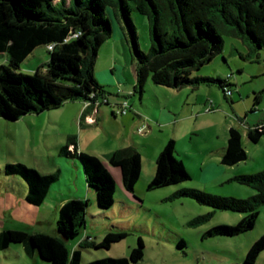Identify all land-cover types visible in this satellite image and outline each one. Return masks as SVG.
Segmentation results:
<instances>
[{
	"label": "trees",
	"instance_id": "obj_1",
	"mask_svg": "<svg viewBox=\"0 0 264 264\" xmlns=\"http://www.w3.org/2000/svg\"><path fill=\"white\" fill-rule=\"evenodd\" d=\"M113 7L124 31L122 37L135 57L136 84L140 93L148 78L154 84L173 89L217 84L225 95L230 83L226 78L194 75L203 64L222 51L224 27L242 37L252 51L264 49V0H0V54L8 62L0 64V117L18 120L27 113H40L57 108L69 100L105 96L95 77L94 65L100 45L112 34L105 13ZM147 16L150 46L143 51L138 43L132 11ZM54 43L48 49V60L34 74L20 71L22 62L40 45ZM44 68V70H42ZM258 102V96L255 98ZM85 109L83 112H88ZM264 135V121L247 127L246 136L257 143ZM64 158L79 163L86 185L95 194L98 209L114 203L115 181L105 162L93 154L78 150L76 135H69L58 149ZM247 158L241 132L230 126L220 162L231 166ZM107 162L119 169L123 188L134 193L141 175V154L132 145L119 147L107 155ZM156 168L147 190L179 184L190 179L183 162L176 155L175 140L169 138L155 160ZM8 175L21 176L28 185L26 200L40 205L59 171L48 174L22 162L7 163ZM255 192L247 198L218 196L203 190L182 187L171 198L190 197L215 209L232 210L244 215L235 224H217L205 236H234L253 228L259 207L264 204V169L233 177ZM86 199L65 201L56 220V233L6 229L0 232V250L21 243L28 256L38 255L48 264H134L144 253V242L138 237L127 256L99 257L83 262L81 251H68L66 242L78 236L85 227ZM196 217L192 223L202 220ZM126 233L107 231L99 242L87 241L95 248H109ZM180 239L178 247L184 245ZM81 246V245H80ZM264 250V232L250 245L243 264H254Z\"/></svg>",
	"mask_w": 264,
	"mask_h": 264
},
{
	"label": "rangeland",
	"instance_id": "obj_2",
	"mask_svg": "<svg viewBox=\"0 0 264 264\" xmlns=\"http://www.w3.org/2000/svg\"><path fill=\"white\" fill-rule=\"evenodd\" d=\"M105 13L111 22L112 34L98 49L94 74L108 92L106 96L110 98V103L102 104V118L99 116L96 125H87L81 120L83 126H79L78 108L83 105V101L79 99L69 100L57 108L40 113H27L18 120L0 117V232L18 229L50 234L56 228L52 213L43 205H34L26 200L27 183L19 175H8L5 172L7 163L22 162L37 168L43 174L55 172L58 168L55 160L68 165L58 156L56 146L64 144L71 134L76 135L77 144L80 143L86 150L92 145L97 151H102L103 147L98 143L105 138L130 145L127 132L134 130L133 135L137 137L135 142L141 144L140 149L144 153L149 149L150 141L164 138L166 143L167 136L174 133L180 150L183 151L191 144V137L202 139L218 123L225 122L226 126L233 123L240 127L247 158L232 166L224 165L228 173L225 183L203 184L194 178L180 184L147 190L149 181L146 183L145 177L140 175L137 181L140 183L138 193L135 190L134 193L126 191L122 184L118 190L115 184L114 203L110 208L98 209L89 204L87 206L85 220L86 228L91 232L90 237L83 239V229L78 236L68 240L66 245L69 252L72 247L79 248L82 261L87 262L99 257L127 256L140 237L144 242V253L142 259L134 264H243L248 248L264 232V204L259 207L256 222L250 230L234 236H205L204 232L209 228L217 224H235L244 214L215 209L190 197L171 198V195L181 188L179 185H190L186 187L236 198H247L255 192L253 188L237 182L233 177L264 169V135L259 142L253 143L247 139L243 125H239V120H246L245 118L251 124L264 121V49L252 51L247 41L223 27L220 30L223 38L222 51L193 71V74L228 79L231 94L224 95L217 84H202L195 88L187 86L180 91H192L195 100L183 101L184 94L180 97L164 95L160 90L169 93L172 90L154 84L148 78L140 95L137 91L133 92L136 84V60L122 38V24L113 7L107 6ZM131 17L136 27L139 46L147 51L150 46L149 20L146 15L134 10ZM48 57L46 45H40L22 62L20 71L34 74L41 64L47 62ZM7 62V56L0 54V64ZM124 92L133 94L123 98L120 95L126 94ZM256 96L258 102L255 103ZM121 99L132 102V108H139L141 114L152 123L154 133L146 141L141 140V134L136 132V127L131 129L122 120L126 113H131V105L128 104L129 110L124 114L116 111ZM111 108L115 109L114 117L111 115ZM151 111L160 113L165 120L175 119L179 122L176 125L160 124L151 118ZM146 123L149 124L148 121ZM146 123L145 129L149 132ZM59 177L61 183L57 188L67 191L68 184L74 186V175L70 168L61 169ZM198 216L203 219L192 223ZM107 231H122L126 235L112 243L109 248H95L84 244L85 241L89 244L99 242ZM180 239L185 243L182 247L177 246ZM0 264L48 262L38 255L28 256L23 244L12 243L8 248L0 250ZM254 264H264V250Z\"/></svg>",
	"mask_w": 264,
	"mask_h": 264
},
{
	"label": "crops",
	"instance_id": "obj_3",
	"mask_svg": "<svg viewBox=\"0 0 264 264\" xmlns=\"http://www.w3.org/2000/svg\"><path fill=\"white\" fill-rule=\"evenodd\" d=\"M3 55H6L7 59H8V55L6 53H3ZM167 88L172 90V91H170L171 93H169V91H163V90H160V92L164 95L165 94L166 95L172 94L174 96H179V97H180V95L184 94L183 95V101L195 100V96L192 95L193 94L192 91H186L185 93L184 92L182 93V91H180L181 89H173V88H169V87H167ZM135 91H137L140 95H142L143 91L140 93L137 89L133 88V92H135ZM124 93H126V92H124ZM130 94L132 95L133 93H130ZM130 94L126 93V94H123L120 96L125 98V96L127 97ZM117 96H119V95H117ZM155 98H156V96H155ZM79 100L82 101L81 99H79ZM123 100L124 99H121L120 102H122ZM67 102L68 101L64 102L63 104H65ZM109 103H110V98L106 96V102H104L103 104L107 105ZM128 104L131 105V106H129V107H131V110H130L131 113H129V114L126 113L122 120L124 122H127L128 125H130L132 127L131 129H134L133 127H136V129H135L136 132H137L138 127L143 126V125L145 126V123L148 121L149 124L146 123V125L149 129V132L146 131V129H145L146 127H145L143 132L140 133L141 134L140 135L141 140L146 141L148 138H150L153 135L154 127H153L152 123L149 121V119L141 114V111L139 108H132V105H133L132 102H129ZM119 105L120 104H118V108H119ZM102 106L103 105L101 104V106L98 107V109L95 113L90 112V111L83 112V105H82V107L79 106V108H78V111L80 112V114H79V126L80 127L83 126V123L81 120H83L84 123L87 125L92 124V123L96 125L98 123L99 116L102 118V111L100 109ZM135 111H137V112H135ZM110 112H111L112 117H114L116 115L115 109L111 108ZM85 115H87V116H85ZM132 116H136V118H133ZM150 116L152 119H155L160 124L166 125L167 123H172V124L176 125L179 122V120L177 121L175 119L165 120L160 113L156 114L154 111L150 112ZM91 119H93L94 121L91 122ZM245 119L246 120H244V119L239 120V122H240L239 125H243V127L245 128V131H246L247 127L251 126L253 124L248 123L247 118H245ZM230 126H234L240 130V127L236 124L234 125L233 123L228 124V126L225 125V122H222L221 124L218 123L217 126L213 127V129H211V133L208 136H206L202 139H200L198 137H196V138L191 137V139H190L191 144L189 145L188 149L183 150L184 152L182 150H180V147L178 144V138L174 133L169 134L167 136V138H166L167 140L169 138H173L175 140L176 155L183 162L185 168L189 172V174H190L189 180L195 178L196 180L201 181L203 184H214V185H221V184L225 183V181L227 179L226 177L228 176V173H226V168L224 167V165L221 164L220 158H221V154H222V152L225 148V145H226L227 132H228V128ZM133 131L134 130H131L130 133L127 132V134L131 140L130 145L136 147L137 150L141 154V175L143 176L142 178L145 177V179H146L145 182L147 183V181H149V179L152 178V176L155 172V168H156L155 160H156V157L158 156L159 152L161 151V149L163 148V146L165 144V139L159 138L158 141H153V142L150 141L148 143L149 149H146L143 153V151L140 149L141 144L135 142V140H137V137L133 135L134 134ZM241 139H242V134H241ZM98 144H100V146L102 145V147H103L102 151H99V150L97 151V148H95L92 145H90V148H87V150H86L85 148L82 147V145L80 143H79L80 146L77 144V147H78V150L84 151V152L89 153V154L96 155L101 160H103L105 162L107 169L109 170V172L112 174V176L114 178L116 187L118 188V190H120V188H121L120 185L122 184L120 171L117 167L112 166L107 162V155L110 152H112L113 150H115L116 148L128 146V144H120L119 141H117V143H115L114 141L110 140V138H105V140H102V142L98 143ZM242 144L245 148V144H244L243 140H242ZM61 145L62 144H59L56 146L57 152H58V149ZM58 156L61 158L62 161H65L66 163H68V165L64 164L63 162L60 163V162L55 160V162L58 163L57 170L60 172L61 169H63V168H67V167L70 168V171L74 175V180H73L74 186L71 184H68V186H67L68 190L67 191H64L60 188H57V185H59L61 183L60 177H59L57 182H55L54 184H52L50 186L49 191L47 193V196L45 197L44 201L40 204V205H43L44 208L47 209L50 213H52V217H53L52 219H53V223H55V225H56V220L58 217V211H59L61 205L65 201H67L68 199H71V198H79L82 200L86 199L88 201L89 205H94L95 206L94 208L97 207L96 201H95V194H94L93 190L90 189L86 185V183L84 181V177H83L81 167H80L79 163L77 162V160H75L73 158H64V157H61L59 154H58ZM143 174H145V175H143ZM143 182H144V179H143ZM198 183H200V182H198ZM137 184L138 185L135 186L136 187L135 193H138V191H140V183H137ZM179 186L182 188V187H186V186H190V185H183V186L179 185ZM50 200H52V201H50ZM40 232H44V231H40ZM44 233H47V232H44ZM56 234H57L56 228H53V232H51L50 235L55 236ZM90 234H91V232H90V230L89 231L87 230L86 223H85L83 239L89 238ZM73 248H75V247H72L71 251L73 250Z\"/></svg>",
	"mask_w": 264,
	"mask_h": 264
},
{
	"label": "built area",
	"instance_id": "obj_4",
	"mask_svg": "<svg viewBox=\"0 0 264 264\" xmlns=\"http://www.w3.org/2000/svg\"><path fill=\"white\" fill-rule=\"evenodd\" d=\"M54 46V43H49L48 45H46L47 49L51 50ZM229 76H227L228 78ZM225 94H231V90L228 88L225 90ZM104 102H106V96H95V93L94 92H90L89 95H88V98L83 100V110L85 109H90L89 111L90 112H93L95 113L98 109V107L103 104ZM128 102L126 100H123L121 102V104L119 105V108L117 110L118 113L120 114H124L127 112L128 108ZM87 116V115H85ZM94 120L91 119V122H93ZM145 126H140L137 128V132L138 133H141L143 132Z\"/></svg>",
	"mask_w": 264,
	"mask_h": 264
}]
</instances>
